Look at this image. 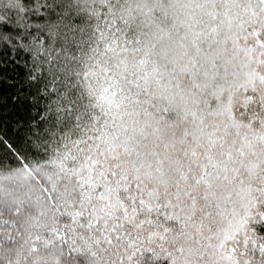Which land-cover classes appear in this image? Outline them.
Returning <instances> with one entry per match:
<instances>
[{
	"label": "trees",
	"instance_id": "obj_1",
	"mask_svg": "<svg viewBox=\"0 0 264 264\" xmlns=\"http://www.w3.org/2000/svg\"><path fill=\"white\" fill-rule=\"evenodd\" d=\"M0 264H264V0H0Z\"/></svg>",
	"mask_w": 264,
	"mask_h": 264
}]
</instances>
